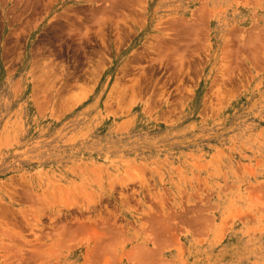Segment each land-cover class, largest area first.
I'll return each mask as SVG.
<instances>
[{
    "label": "rangeland",
    "instance_id": "374dc122",
    "mask_svg": "<svg viewBox=\"0 0 264 264\" xmlns=\"http://www.w3.org/2000/svg\"><path fill=\"white\" fill-rule=\"evenodd\" d=\"M0 264H264V0H0Z\"/></svg>",
    "mask_w": 264,
    "mask_h": 264
}]
</instances>
